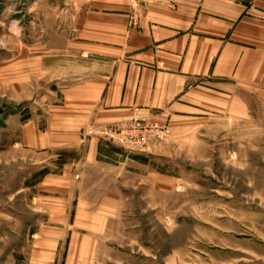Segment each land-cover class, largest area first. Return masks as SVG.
<instances>
[{
	"label": "crops",
	"instance_id": "crops-1",
	"mask_svg": "<svg viewBox=\"0 0 264 264\" xmlns=\"http://www.w3.org/2000/svg\"><path fill=\"white\" fill-rule=\"evenodd\" d=\"M39 6L43 35L18 69L23 82L49 72L55 84L43 112L21 123L19 145L55 158L72 151L74 158L38 182L49 181L55 194L46 197L65 206L51 214L60 226L34 230L53 237L34 243L31 264H94L93 236L129 197L123 176L143 170L145 159L89 132L145 118L167 128L166 145L149 151L162 156L170 144L180 149L231 138L234 124L264 109V0H155L145 9L131 0H47ZM86 181L106 190L61 191ZM86 203L95 206L78 209ZM85 218L96 222L89 229L72 222Z\"/></svg>",
	"mask_w": 264,
	"mask_h": 264
},
{
	"label": "rangeland",
	"instance_id": "rangeland-1",
	"mask_svg": "<svg viewBox=\"0 0 264 264\" xmlns=\"http://www.w3.org/2000/svg\"><path fill=\"white\" fill-rule=\"evenodd\" d=\"M44 1L0 0V264H31L34 243L44 245L53 237L34 230L60 226L63 221L51 214L65 205L46 197L55 194L49 181L38 182L74 158L72 151L55 158L51 151L34 153L19 145L21 123L43 112L55 84L49 72L23 82L18 69L25 55H34L43 35L39 5ZM131 1L145 9L155 0ZM43 37L49 38L48 30ZM165 129L162 138L138 147L93 135L146 160L143 170L123 176L122 189L129 197L113 219L102 222L103 233L93 236L98 241L94 264H264V109L234 124L231 138L180 149L170 144L166 156L152 154L154 147L166 145ZM84 184L61 191L73 196L75 191L100 195L106 190ZM94 206L86 203L78 209ZM72 222L89 229L96 221ZM68 237L62 238L63 251Z\"/></svg>",
	"mask_w": 264,
	"mask_h": 264
},
{
	"label": "built area",
	"instance_id": "built-area-1",
	"mask_svg": "<svg viewBox=\"0 0 264 264\" xmlns=\"http://www.w3.org/2000/svg\"><path fill=\"white\" fill-rule=\"evenodd\" d=\"M165 133V127L145 118H135L128 122L109 125L89 132V134L95 135L104 141L127 147L146 145L155 137L162 138Z\"/></svg>",
	"mask_w": 264,
	"mask_h": 264
}]
</instances>
